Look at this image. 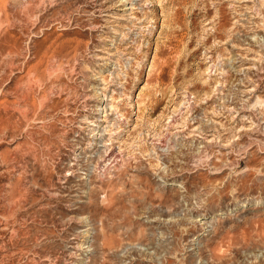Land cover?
<instances>
[{"label": "rangeland", "instance_id": "obj_1", "mask_svg": "<svg viewBox=\"0 0 264 264\" xmlns=\"http://www.w3.org/2000/svg\"><path fill=\"white\" fill-rule=\"evenodd\" d=\"M0 264H264V0H0Z\"/></svg>", "mask_w": 264, "mask_h": 264}, {"label": "bare ground", "instance_id": "obj_2", "mask_svg": "<svg viewBox=\"0 0 264 264\" xmlns=\"http://www.w3.org/2000/svg\"><path fill=\"white\" fill-rule=\"evenodd\" d=\"M11 50V49H10ZM8 51V50H7ZM62 57V56H61ZM106 152V151H105ZM109 152H107V154H108ZM106 155V154H105ZM114 157V156H113ZM109 159H110V157H109ZM111 160V159H110ZM109 162H111V161H109ZM106 165V164H105ZM103 167V166H102ZM105 168V167H104ZM100 189V188H99ZM106 192H104V194H105Z\"/></svg>", "mask_w": 264, "mask_h": 264}]
</instances>
